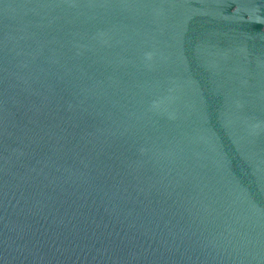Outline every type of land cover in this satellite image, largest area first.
<instances>
[{
	"label": "water",
	"instance_id": "1",
	"mask_svg": "<svg viewBox=\"0 0 264 264\" xmlns=\"http://www.w3.org/2000/svg\"><path fill=\"white\" fill-rule=\"evenodd\" d=\"M0 264H264V0H0Z\"/></svg>",
	"mask_w": 264,
	"mask_h": 264
}]
</instances>
